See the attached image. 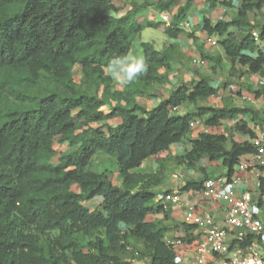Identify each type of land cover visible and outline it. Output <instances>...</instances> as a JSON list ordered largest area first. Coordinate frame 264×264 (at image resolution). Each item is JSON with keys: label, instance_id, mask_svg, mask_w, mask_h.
<instances>
[{"label": "trees", "instance_id": "trees-1", "mask_svg": "<svg viewBox=\"0 0 264 264\" xmlns=\"http://www.w3.org/2000/svg\"><path fill=\"white\" fill-rule=\"evenodd\" d=\"M237 1L229 20L202 21V31L221 49L199 50L209 75L196 71L198 78L179 82L148 108L140 99L156 98L155 90L169 82L174 63L184 59L179 45L159 50L142 41L148 73L123 89L106 75L110 61L129 56L145 27L177 39L193 0L176 12L179 0L156 2L171 13L168 26L138 22L143 6L136 3L119 16L114 0H0V264H178L168 235L182 228L178 238L192 243L198 233L195 224L169 223L171 204L156 199L173 192L159 188L168 163L197 168L202 176L178 190L201 191L216 176L199 162L219 163L231 180L257 151V126L264 128V109L239 100L232 88L222 91L229 82L218 79L264 77V22L258 19L264 1ZM243 83L239 97L245 91L264 100L263 87ZM220 95V104L208 103ZM195 120L201 125L192 128ZM237 133L246 139L237 140ZM64 144L70 149L59 151L56 145ZM176 144L187 145L171 155ZM99 153L114 161L119 183L109 168H94ZM150 158L158 164L154 171L143 168ZM257 167L253 201L262 207L264 164Z\"/></svg>", "mask_w": 264, "mask_h": 264}, {"label": "crops", "instance_id": "crops-1", "mask_svg": "<svg viewBox=\"0 0 264 264\" xmlns=\"http://www.w3.org/2000/svg\"><path fill=\"white\" fill-rule=\"evenodd\" d=\"M158 1L159 0H114V4L118 8L116 15L120 16V15L127 13L133 7L132 4L136 3L138 6H143L138 9V13L136 16L138 22L142 24H144L146 21L163 22L165 23V25L168 26L171 23L172 15L170 12H168L170 14V21L169 22L163 21L162 11L158 10L155 7L156 2ZM187 1L188 0H179L177 5L173 7V12H176L179 7L185 5ZM221 1L222 0H216L217 5L211 6L212 1L210 0H193V3L191 7L189 8L186 17L179 24L180 28L183 31L177 39L169 38L164 33V31L161 28H159L161 29L162 33H164L165 35V38H163V41H162L163 45L161 49L168 46L170 43L175 42L179 45L180 50L182 51L184 55V59L182 60V62L174 63L173 70L169 75V78H170L169 82L157 88L158 91L160 89V92H158V96L154 98L156 101H154L151 107L154 106L158 100L166 97L169 94L171 88L177 85L179 82L190 81L191 79L198 78L196 71H199L202 74L209 75L210 69L209 71H205L202 68L207 67V66L209 68L210 65L208 61H204L201 59L199 50L201 49L204 52L215 54V53L221 52V49L219 45L215 46L207 41V35L201 29L202 21L205 17L209 18L212 22H216L217 20H220V19L229 20L234 15V13L237 11L238 6H239V2L237 0L232 1V6H225L221 3ZM252 16L253 15L251 14V17ZM258 19L259 21L264 22V7L262 9V12L258 15ZM186 21L190 22L189 27L182 26V24ZM190 32L194 33L198 39L195 40L194 37H189L188 33ZM140 35L139 34L137 35V37L135 38V41H138V38L140 37ZM135 41L133 42V47L129 54L130 57H140V55L138 54V51L134 48ZM218 79L222 81L225 78L224 76H221ZM258 79H259L258 75H251V76H248L246 80L250 81L249 83L251 87H253L257 85ZM216 98L217 97L215 96V98L209 99L208 103L212 104L213 102H216ZM243 98L244 99L247 98L249 100V102H246V103L252 102V105L256 104L257 105L256 107L263 110V107L262 106L260 107L261 105L260 101L263 100L262 98L255 99L253 95H250L249 93H246L245 91L243 94ZM216 104H219V103H216ZM148 108H150V106ZM188 108L189 107H181L180 111L184 112L185 109H188ZM220 128L221 127H219V129ZM174 148H176V150H181L182 144L173 145L171 147V151H173L172 154H175V151L172 150ZM150 163H152V167H148L150 166ZM156 163H157L156 158H150L144 163L143 168L154 171L157 168L156 165H158ZM207 171L210 174L214 173V176H222L224 169L221 167V165H219V163H211V164L208 163ZM235 173L241 178V181L237 183L236 185L237 193L240 194L246 188H249L252 191V198H253V196H255L256 194L258 184H259L258 177L261 174L258 167H252L247 170H242L239 167H237ZM185 176H184V179H182L181 177L179 180V174H173L174 178L169 180L167 184H164L159 188L162 190L172 189L174 192L178 190L182 184H184L186 179L199 177V175L197 176V173L194 172L193 170L189 175L186 174ZM179 192L182 197L179 204L170 203L171 204L170 206L172 207V211H171V219L168 221L169 223L173 225L174 222H177V223L182 222L185 209L189 205H194L197 212L199 213L204 212L206 210L211 211L214 214L217 222H219L220 224L225 223V213H226L227 203H224L222 201H214V200L205 198L201 193L192 191V190L179 191ZM258 206L260 207V210H261L260 213L264 212V206L262 207L260 205ZM158 217L161 218L162 215H158ZM170 235H173L171 239H176L179 236L184 235V230H182V228L175 229L172 232H170ZM170 237L171 236H168L167 238H170ZM258 242H259L258 243L259 250L264 255V242L261 240H259ZM196 247H197L196 240L192 243L184 242V243H181L175 246L177 256L182 261H185V262H191L194 259L196 255Z\"/></svg>", "mask_w": 264, "mask_h": 264}, {"label": "built area", "instance_id": "built-area-1", "mask_svg": "<svg viewBox=\"0 0 264 264\" xmlns=\"http://www.w3.org/2000/svg\"><path fill=\"white\" fill-rule=\"evenodd\" d=\"M162 19L169 22L170 14L162 13ZM182 26L189 27L190 22L186 21ZM254 36L258 39L256 31ZM207 41L217 44L213 37H208ZM257 82L264 88V77H259ZM218 98H222V95ZM180 108L175 107L174 110L179 111ZM200 125L199 120L191 122L192 128ZM202 127L207 131V127ZM257 130L258 134L252 140L257 151L239 163L238 167L242 170L264 164V128L257 126ZM240 181L236 173L231 180L223 175L211 177L205 181L203 190L197 191L205 198L227 203L225 223L217 222L211 211L199 213L194 205H189L185 209L183 221L197 226L196 255L191 262L182 261L178 257V264H264V255L258 246L259 240L264 242V212L260 213V207L253 201L251 189L246 188L242 193H237L236 185ZM156 199L179 204L182 197L176 190L169 194L160 193ZM167 242L174 246L182 243L179 238H167Z\"/></svg>", "mask_w": 264, "mask_h": 264}, {"label": "rangeland", "instance_id": "rangeland-1", "mask_svg": "<svg viewBox=\"0 0 264 264\" xmlns=\"http://www.w3.org/2000/svg\"><path fill=\"white\" fill-rule=\"evenodd\" d=\"M141 34V35H140ZM140 37L138 38V41H135L134 43V48L138 51V54L140 55V57L143 56V53H142V49L140 47V44L142 41H148V42H151L153 43V45L155 46L156 49H161L162 45H163V38H165V35L164 33H162L161 29H158V28H153V27H145L143 29V31L140 33ZM201 66V65H200ZM202 69H204L205 71H209L210 69V66L208 68L207 67H203ZM248 78V76H244V77H238V75H236L235 77H231V78H228L227 79H223L225 82H229V84L227 85V90L226 89H221L222 91H227L231 88L233 90V92L236 94V98H239V100H243L246 102H249V100L246 98L244 99L243 97H239L238 94H237V91L240 90V83L241 82H244L243 84H246L247 82L249 83L250 81H247L246 79ZM121 86H124L123 83L121 82H118L117 85H116V88L118 89H123ZM229 86V87H228ZM161 87V86H160ZM221 91V93H222ZM157 96H158V92H160V89L159 91L156 89L155 90ZM221 99V98H220ZM220 99L217 97L216 98V102H213L214 104L215 103H219L220 104ZM142 102H144L145 105H147L148 107L154 103V101H156L154 98H141L140 99ZM261 105L260 107L262 106L263 109H264V100L260 101ZM248 105L249 104H252L251 103H247ZM263 104V105H262ZM255 106H257L256 104H254ZM226 125V124H225ZM228 126V125H226ZM226 126H221V128L219 129L220 132H223L224 129L226 128ZM237 140H244L246 139L245 136L241 135V134H235L234 136ZM187 144H182V148L181 150H176V148L172 149L175 151V154H182L183 153V150L185 148ZM58 148H59V151H67L69 150L70 148L68 147V145L64 144V145H56ZM173 151L170 150V154L171 155H175V154H172ZM149 162V161H148ZM208 160L207 159H203L202 161L199 162L198 166L201 167V166H204L206 169L208 168ZM157 164V163H156ZM93 165H94V168H96L98 171H103L105 170L106 168H109L111 170V172H109V176L110 178L112 179V181L114 183H119L120 182V178L118 176V172H116L117 170V166L115 164L114 166V161L102 154V153H99L95 156L94 158V162H93ZM157 166V165H156ZM148 167H152V163H150V166ZM168 167H169V172H168V175H167V178H166V181L164 184H167L169 182V180L173 179V174H179V180L180 178L182 177V179H184V176L186 174H190L192 172V170L194 172L197 173V176L199 175V177L202 176V173L196 168V169H186L185 167H182V166H179L177 164H175L174 162H170L168 163ZM182 176H181V175ZM222 174V173H221ZM214 175V173H213ZM186 177V176H185ZM163 184V185H164ZM98 201V200H97ZM97 203V202H96ZM95 204L94 202H90L88 203V206L89 207H92V205ZM168 236H171L170 238H172L173 235H168Z\"/></svg>", "mask_w": 264, "mask_h": 264}, {"label": "clouds", "instance_id": "clouds-1", "mask_svg": "<svg viewBox=\"0 0 264 264\" xmlns=\"http://www.w3.org/2000/svg\"><path fill=\"white\" fill-rule=\"evenodd\" d=\"M148 67L143 57L121 56L110 61L106 75L116 82L132 83L146 75Z\"/></svg>", "mask_w": 264, "mask_h": 264}]
</instances>
